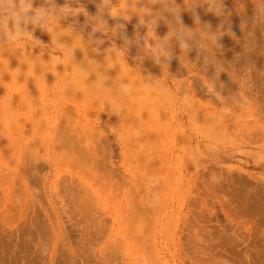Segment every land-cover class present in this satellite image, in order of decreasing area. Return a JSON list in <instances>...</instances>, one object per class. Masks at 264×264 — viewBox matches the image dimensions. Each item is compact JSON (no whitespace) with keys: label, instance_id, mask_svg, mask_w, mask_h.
I'll return each instance as SVG.
<instances>
[{"label":"rangeland","instance_id":"rangeland-1","mask_svg":"<svg viewBox=\"0 0 264 264\" xmlns=\"http://www.w3.org/2000/svg\"><path fill=\"white\" fill-rule=\"evenodd\" d=\"M81 2L95 14L102 0ZM225 3L236 38L224 35L222 52L205 51L198 59L195 50L183 55L171 37L173 59L163 94L156 86L162 68L143 39L125 63L115 53L108 60L107 50L123 49L124 41L109 32L101 37V54L94 53L87 32L97 21H88L81 33L83 15L77 26L71 20L53 26L51 36L37 29L43 43L29 56L35 75L23 56L6 50L10 64L6 58L0 62V100L17 95L11 109L0 106V264H264V27L256 31L262 42L254 52L245 31L251 24L238 27L264 0ZM206 7L197 8L200 23L189 12L181 14L183 23L195 29L209 18L219 24L221 18L204 13ZM136 22L133 17L127 24L130 40L146 35L143 27L134 32ZM159 23L163 40L172 29ZM81 35L76 60L58 65L56 76L49 73L50 56H63L60 44H74ZM238 45L248 52L240 54ZM248 46L256 57L248 56ZM76 65L94 74L81 83ZM99 78L105 83L97 89ZM121 84L130 86L127 93ZM144 88L153 103L142 100Z\"/></svg>","mask_w":264,"mask_h":264},{"label":"clouds","instance_id":"clouds-1","mask_svg":"<svg viewBox=\"0 0 264 264\" xmlns=\"http://www.w3.org/2000/svg\"><path fill=\"white\" fill-rule=\"evenodd\" d=\"M76 7H72L67 0L65 3L58 4L57 0H0V62L4 58L10 64L9 58L5 55L6 50L11 49L24 57V63L31 68L33 75H35L36 62L29 59L35 48L40 46L43 42L35 35L37 29L41 32H47L50 36L54 31L55 25H61L62 21H73L74 25L79 24V16L83 15L85 23L79 27L81 33H85L88 21L95 20L97 23L91 27V32H87L88 42L95 44L96 47L92 51L96 54H101L100 46L105 44V39L109 32L113 35L119 34V37L124 41V48L117 49L115 45L107 50L108 60H112V53H115V60L126 62L125 57L129 53L133 45L144 40L145 45L151 56L155 57V63L162 68L163 78L156 81V86L163 94L168 89L167 77L169 75L170 63L173 59V53L168 41L171 37H175L178 41V46L181 53L187 56L193 50L197 53V58L205 51L212 52L213 49L222 52L223 44L221 39L224 35H228L235 39V33L232 30L230 17L232 10L227 9L225 0H119L115 3L114 0H102V3L95 5V14H90L81 0H75ZM207 6L205 11L212 13L216 17L221 18L217 25L215 32H210L211 23H203V27L191 28L187 27L182 20V13L189 12L194 23H200L201 17L197 12L198 7ZM254 15L249 19L247 16L241 18L240 28L245 29L251 24V30L248 31L249 43L255 49L257 45L256 31L264 27V3L254 4ZM158 6V8L156 7ZM133 17L137 18L134 25V32H138L141 27L146 29L145 37L141 38L135 36L131 40L126 34L127 24L130 23ZM114 21V26L110 27L108 21ZM123 21V22H120ZM162 21L166 27L172 29L168 31L163 37V40L157 35V27ZM173 25L176 27L173 28ZM227 25V28H225ZM223 29V30H222ZM99 32L98 37L96 33ZM59 37L53 39L52 43L57 44ZM83 35L78 36L77 43L70 44L63 42L60 44L59 50L63 52V56H50L51 67L48 72L53 76L58 75L57 66L64 65L66 62H74L76 60L75 52L83 47ZM191 41V43H189ZM151 42H155L154 44ZM57 49H53V52ZM264 51V49H262ZM42 58L44 53L41 52ZM163 57L161 61L160 57ZM208 63V60H205ZM116 65L112 63L109 70ZM77 71L75 73L76 80L83 83L90 76L93 70L82 68L76 65ZM16 81L21 75L19 68H17ZM222 67L217 64L216 71H222ZM251 74V64L249 72L246 74V79ZM18 83V82H17ZM105 83L104 78H99L95 82L96 88H101ZM124 92L129 91V85H120ZM211 90V89H209ZM142 91V100L145 103H153L148 96V89L144 88ZM17 93L12 92L0 100V106L12 108L14 97ZM116 104V101H113ZM113 114H116L114 108Z\"/></svg>","mask_w":264,"mask_h":264},{"label":"bare ground","instance_id":"bare-ground-1","mask_svg":"<svg viewBox=\"0 0 264 264\" xmlns=\"http://www.w3.org/2000/svg\"><path fill=\"white\" fill-rule=\"evenodd\" d=\"M198 9H199V8H198ZM203 9H205V8H203ZM204 13H206V11H205ZM209 14H210V13H209ZM233 14H234V13H233ZM235 14H236V13H235ZM207 15H208V14H207ZM206 17H207V16H206ZM237 17H238V16H237ZM237 17H236V18H237ZM247 17H248V16H247ZM215 18H216V17H215ZM201 19H202V18H201ZM212 19H213V18H212ZM206 20H207V19H206ZM206 20H205V21H206ZM213 21H214V20H213ZM207 22H209V18H208V21H206V23H207ZM214 22H215V21H214ZM214 22H211V23H214ZM231 22H232V21H231ZM203 23H204V22H203ZM203 23H201V24H203ZM215 23H216V22H215ZM216 24H217V23H216ZM232 24H233V23H232ZM217 25H218V24H217ZM236 25H237V23H236ZM238 25H240V24H238ZM203 26H204V25H203ZM203 26H201V27H203ZM213 26H214V25H213ZM198 27H200V25H199ZM238 27H240V26H238ZM250 27H251V26H250ZM215 28H216V26H215ZM232 28H233V27H232ZM234 28H235V26H234ZM237 29H238V28H237ZM249 29L251 30V28H248L247 30H249ZM238 30L240 31V29H238ZM244 30H245V29H244ZM247 30H245V31L248 32ZM241 32H242V31H241ZM246 32H245V35H244V36L242 35V36L244 37L243 40H245L246 36L248 35V34L246 35ZM242 33H244V32H242ZM256 34H257V33H256ZM238 36H239V35H238ZM240 36H241V35H240ZM74 37H75V36H72V38H74ZM247 39H248V40H247ZM247 39H246V40L249 41L248 36H247ZM240 40H241V39H240ZM243 40H241L242 43H244ZM223 41H224V40H223ZM247 41H246V42H247ZM259 41L262 42L261 40H259ZM259 41H257V43H259ZM73 42H74V43H77L76 40H74ZM239 42H240V41H239ZM239 42H238V43H239ZM246 42H245V43H246ZM248 43H249V42H248ZM248 43H246V44L248 45ZM232 44H233V43H232ZM240 45H241V44H240ZM249 45H250V44H249ZM257 45H259V44H257ZM263 46H264V43L262 44V46H260V48L263 47ZM241 47H242V45H241ZM243 47H245V44H244ZM243 47H242V48H243ZM250 47H251V46H250ZM258 47H259V46H257L256 48H258ZM226 48H227V47H226ZM238 48H239V45L237 46V49H238ZM248 48H249V46H248ZM251 48H252V47H251ZM263 48H264V47H263ZM244 49H245V51H246V48H244ZM249 49H250V48H249ZM252 49H253V48H252ZM252 49H250L249 52H250ZM239 50H240V52H239L240 54H241V52L244 53V54L248 52V50H247V52H245V51L243 52V51H242L243 49H240V48H239ZM261 50H262V48H261ZM261 50L259 51V49H258L259 52H256V54L261 55ZM254 51H257V50L255 49V50H253V52H254ZM228 52H229V51H228ZM208 53H209V52H208ZM230 53H231V52H230ZM263 53H264V52H263ZM231 54H232V53H231ZM244 54H243V55H244ZM248 54H249V53H248ZM252 54H253V53H252ZM206 55H207V54H206ZM248 56H252V55H251V52H250V55H248ZM248 56H247V57H248ZM253 56H255V55H253ZM253 56H252V58H253ZM256 56H257V55H256ZM256 56H255V57H256ZM242 57H243V56H242ZM244 57H245V56H244ZM210 58H211V57H210ZM212 58H213V57H212ZM230 58H231V57H230ZM245 58H246V57H245ZM248 58H249V57H248ZM248 58H247V59H248ZM252 58H251V60L249 59V61H252V60H253ZM243 59H244V58H243ZM243 59L240 57V60H243ZM202 60H203V59H202ZM227 60H230V59H227ZM235 61H236V58H235ZM237 61H239V59H238ZM244 61H247V65H248V62H249V61H248V60H244ZM204 62H205V61H204ZM241 63H243V62H241ZM241 63H240V64H241ZM241 65H242V64H241ZM245 65H246V64H245ZM243 66H244V65H243ZM248 72H249V71H248ZM248 72H247V73H248ZM251 72H252V71H251ZM219 78H221V76H219ZM221 79H222V78H221ZM221 79H220V80H221ZM248 79H249V78H248ZM250 79H251V77H250ZM252 80H253V78H252ZM252 80H250V82H251ZM254 80H255V79H254ZM250 82L248 81V84H249ZM222 83H224V81L221 82L220 84H222ZM254 83H255V82L252 81V84L254 85V87H253V85L249 84V85H251V87H252L253 89L255 88V84H254ZM245 85H247V82H245ZM222 86H223V85H222ZM247 88H248V87H247ZM252 88H251V90H252ZM97 89H98V88H97ZM244 89H246V88H244ZM246 90H247V89H246ZM246 90H245V91H246ZM231 93H232V92H231ZM240 93H241V92H240ZM242 94H244V93H242ZM239 95H240V94H239ZM240 96H241V95H240ZM246 97H247V96H246ZM248 97H249V96H248ZM239 98H240V97H239ZM239 98H237V100H239ZM249 99H250V97H249ZM257 99H258V98H257ZM257 99H256V100H257ZM241 100H242V99L239 100L240 103H241L242 101H244V100H242V101H241ZM252 100L255 101V102H258V100H257V101L254 100V99H252ZM252 100H251V101H252ZM237 102H238V101H237ZM244 102H245V101H244ZM259 102H260V101H259ZM259 102H258V103H259ZM243 104H244V103H243ZM243 104H241V105H243ZM259 104H260V103H259ZM259 104H258V105H259ZM245 105H246V104H245ZM252 105H254V104L252 103ZM259 106H260V105H259ZM246 107H247V106H246ZM253 107H254V106H253ZM257 107H258V106H257ZM241 108H242V107H241ZM255 108H256V106H255ZM238 109H239V108H238ZM241 110H242V109H241ZM245 110H247V109H245ZM247 114H250V113H248V111H247ZM115 117H116V116H115ZM114 119H116V118H114ZM118 119H119V118H118ZM124 119H125V118H123V120H124ZM128 119H129V120H127V121H130V118H128ZM236 119H237V118H236ZM247 119H248V118H247ZM121 120H122V119H121ZM121 120H120V121H121ZM125 120H126V119H125ZM252 120H253V119H252ZM123 122H124V121H123ZM123 122H122V124H123ZM128 123H129V122H128ZM261 125H262V124H261ZM124 127H125V124H124ZM124 127H123V129H124ZM130 134H131V133H130ZM130 137H131V136H130ZM139 137H140V135H139ZM133 138H134V137H133ZM141 139H142V138H141ZM141 139H140L139 142H141ZM130 140H131V139H130ZM133 141H134V140H133ZM133 141H131V143H132ZM134 145H135V144H134ZM90 147H91V146H90ZM135 147L137 148V146H135ZM135 147H134V148H135ZM138 147H140V146H138ZM136 148H135V149H136ZM13 153H14V152H13ZM13 153H9V154L12 155ZM15 153L17 154L16 150H15ZM16 154H15V155H16ZM19 154H20V153H19ZM13 155H14V154H13ZM15 155H14V156H15ZM17 155H18V154H17ZM19 160H20V159H19ZM19 160H18V161H19ZM148 161H149V160H148ZM148 161H147V162H148ZM22 163H23V162H22ZM21 165H22V164H21ZM24 165H25V164H24ZM28 165H29V164H28ZM26 166H27V164H26ZM23 169H24V168H23ZM23 169H22V170H23ZM28 169H29V168H28ZM24 171H25V170H24ZM26 171H27V170H26ZM22 172H23V171H22ZM22 172H21V174H22ZM24 175H25V174H24ZM74 181H75V180H74ZM149 185H150V187L153 186V185H151V184H149ZM74 187H75V186H74ZM141 187H142V186H141ZM151 189H152V188H151ZM156 190H157V188H156ZM138 191H139V190H138ZM153 191L155 192V188H154ZM142 192H143V191H142ZM5 193H6V192H5ZM78 193H81V190H80V192L78 191ZM78 193H77V194H78ZM133 194H134V193H133ZM152 194L155 195L153 192H152ZM4 195H5V194H4ZM134 195H135V194H134ZM5 196H6V195H5ZM8 196H9V195H8ZM135 196H136V195H135ZM137 196H138V195H137ZM144 197H145V196H144ZM147 198H148V197H147ZM76 199H77V198L75 197V200H76ZM6 200H7V199H6ZM142 202H143V200H142ZM138 208H139V207H138ZM144 208H145V206H144ZM157 208H159V207H157ZM83 209H84V208H83ZM149 209H150V207H149ZM153 209H154V208H153ZM142 210H143V209H142ZM146 210H147V209H145L144 211H146ZM150 210H151V209H150ZM134 211H135V209H134ZM154 211H155V210H154ZM135 212H136V211H135ZM146 212H148V211H146ZM157 212H158V211H157ZM157 212H156V213H157ZM142 213H143V212H142ZM142 213H141V214H142ZM151 213H153L152 210H151ZM146 214H147V213H146ZM149 214H150V213H149ZM143 215H145V214L143 213L142 216H143ZM150 215H151V214H150ZM153 215H154V214H153ZM145 216L147 217V215H145ZM151 217H153V216H151ZM151 217H149V218H151ZM154 217H155V218H158V214H156ZM154 217H153V218H154ZM130 218H131V217H129L128 219H130ZM149 218H148V219H149ZM153 218H152V219H153ZM131 219H132V218H131ZM145 219H146V218H145ZM148 219H146L147 221L144 222V223L148 224ZM152 219H151V220H152ZM149 220H150V219H149ZM143 221H144V220H143ZM150 222H151V221H150ZM132 223H133V221H132L130 224H132ZM152 223H153V222H152ZM162 223H163V222H162ZM131 226H132V225H131ZM131 226L129 225V227H131ZM162 226H163V225H162ZM158 227H159V226H158ZM127 229H128V228H127ZM129 229H130V228H129ZM150 229H152V228H150ZM147 230H148V229H147ZM127 232H128V231H127ZM131 232H132V231H131ZM145 232H146V229H144V232L142 231V234L145 233ZM150 232H151V230H150ZM147 233H148V235H149V232H148V231H147ZM145 234H146V233H145ZM164 235H165V233H164ZM127 236L129 237L130 235L128 234ZM127 236H125V237L128 239ZM141 236H142V237H140V236H138V237H139L140 239L143 238V237H145V236H143V235H141ZM131 237H133V240H134V238H135L136 236H131ZM0 238H1V237H0ZM139 238H138V239H139ZM131 239H132V238H131ZM151 239H152V236H151ZM128 240H130V237H129ZM135 240H137V239H135ZM135 240H134V241H135ZM137 241H138V240H137ZM1 242H2V241H1ZM150 242H151V241H150ZM137 243H138V242H137ZM17 244H18V243H17ZM19 244H20V243H19ZM30 244H31V243H30ZM0 245H1V244H0ZM25 245H26V247H27V244H25ZM133 245H135V244H133ZM28 246H29V245H28ZM2 247H3V246H2ZM2 247H1V248H2ZM4 247H6V246H4ZM21 247H22V245H21ZM140 247H141V246H140ZM144 247H145V246H144ZM151 247H152V246H151ZM24 248H25V247H24ZM40 248H41V247H40ZM145 248H146V247H145ZM25 249H26V248H25ZM25 249H24V250H25ZM28 249H29V248H28ZM148 249H150V248L148 247L147 250H148ZM2 250H3V249H2ZM7 250H8V249H7ZM42 250H43V249H42ZM42 250H41V251H42ZM26 251H27V250H26ZM37 251H39V250H37ZM43 251H44V250H43ZM141 251H142V250H141ZM142 252H144V251H142ZM150 254H151V253H150ZM143 255H144V254H143ZM148 255H149V253H148ZM13 256L15 257V255H13ZM13 256H12V257H13ZM150 256H151V255H150ZM144 258H145V257H144ZM11 259H12V258H11ZM136 260H137V259H136ZM138 260H139V258H138ZM140 260H141V259H140ZM140 260H139V261H140ZM14 261H15V259H14ZM141 261H142V260H141ZM152 261H153V260H152ZM140 263H141V262H140Z\"/></svg>","mask_w":264,"mask_h":264}]
</instances>
